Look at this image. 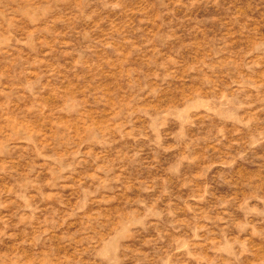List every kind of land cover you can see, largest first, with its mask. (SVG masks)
<instances>
[{"label": "rangeland", "instance_id": "obj_1", "mask_svg": "<svg viewBox=\"0 0 264 264\" xmlns=\"http://www.w3.org/2000/svg\"><path fill=\"white\" fill-rule=\"evenodd\" d=\"M0 264H264V0H0Z\"/></svg>", "mask_w": 264, "mask_h": 264}]
</instances>
